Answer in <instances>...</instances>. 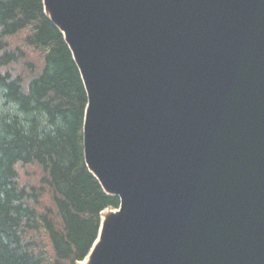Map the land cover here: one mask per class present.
I'll return each instance as SVG.
<instances>
[{
    "label": "water",
    "instance_id": "1",
    "mask_svg": "<svg viewBox=\"0 0 264 264\" xmlns=\"http://www.w3.org/2000/svg\"><path fill=\"white\" fill-rule=\"evenodd\" d=\"M80 69L107 209L87 264H264V0H44Z\"/></svg>",
    "mask_w": 264,
    "mask_h": 264
},
{
    "label": "trees",
    "instance_id": "2",
    "mask_svg": "<svg viewBox=\"0 0 264 264\" xmlns=\"http://www.w3.org/2000/svg\"><path fill=\"white\" fill-rule=\"evenodd\" d=\"M87 105L44 0H0V264H77L119 208L85 161Z\"/></svg>",
    "mask_w": 264,
    "mask_h": 264
},
{
    "label": "bare ground",
    "instance_id": "3",
    "mask_svg": "<svg viewBox=\"0 0 264 264\" xmlns=\"http://www.w3.org/2000/svg\"><path fill=\"white\" fill-rule=\"evenodd\" d=\"M104 215H105V214H103V216H104ZM87 262H88V258H86L85 260L79 262L78 264H87Z\"/></svg>",
    "mask_w": 264,
    "mask_h": 264
}]
</instances>
